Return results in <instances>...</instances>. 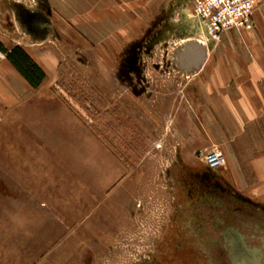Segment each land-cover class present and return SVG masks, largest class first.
<instances>
[{"label": "crops", "instance_id": "crops-1", "mask_svg": "<svg viewBox=\"0 0 264 264\" xmlns=\"http://www.w3.org/2000/svg\"><path fill=\"white\" fill-rule=\"evenodd\" d=\"M44 3L98 46L94 54L96 65H87L97 78L88 82L108 100L118 91L131 94L133 74L122 68V61L131 45L142 40L153 25H157V30H164L167 25L176 29L175 21H179L186 28L179 35L188 38L184 48L194 42L190 39L196 38L195 42L206 50L205 61L190 72L179 64L178 55L184 48L179 51L177 67L191 76L188 96L185 93L183 96L187 106L178 98L165 102L171 104V125L162 129L156 152H149L139 162L158 165L161 189L157 187L147 195L156 196L157 207L164 210L165 216L171 212L167 224L172 225V233L167 239L164 236L155 241L154 247L202 249L208 245L205 234L209 229L198 209L208 204L202 195V181L207 172L203 152L212 143L222 147L226 159V166L214 171L220 182L264 204V3L253 12L252 30H230L218 42L207 45L198 36L199 24L193 18L194 0H44ZM49 21L53 29V20ZM193 29L197 32H192ZM31 35L23 43L15 40L10 43L0 31V43L6 49L22 47L45 73L42 84L33 88L0 50V137L9 131L8 125L13 137L12 174L0 175V264H28L30 260L29 250L21 255V248L30 245L32 235L34 243L37 229L36 165L32 167L31 163H52L48 156L53 150L67 152L85 142L99 146L97 137L88 132L85 135L82 122L51 94L61 62L50 34ZM176 37L171 34L167 40ZM154 83L145 79V93L139 98L131 94L140 102L139 112L148 113V102L156 103L167 96L151 89L159 87V83L163 87V81ZM153 92L155 97L148 96ZM39 152L48 155L37 158ZM62 160L61 157L59 163ZM129 175L126 181L133 177ZM42 182H46L45 177ZM21 231L27 233L22 241ZM168 255V252L157 255L152 263L169 264ZM91 260L92 264L95 259Z\"/></svg>", "mask_w": 264, "mask_h": 264}, {"label": "rangeland", "instance_id": "rangeland-1", "mask_svg": "<svg viewBox=\"0 0 264 264\" xmlns=\"http://www.w3.org/2000/svg\"><path fill=\"white\" fill-rule=\"evenodd\" d=\"M42 1L0 0V31L10 43L12 40L23 43L32 35L20 19V11L47 13L54 24L49 34L61 62L51 94L82 122L85 135L97 137L99 146L85 142L67 152L53 150L48 156L52 163H31L32 167L36 165L37 229L34 243L32 235L30 245L21 248V255L29 250L28 264H91V259H95L92 264H153L157 255L168 252L166 260L174 264L177 252L181 254L185 247H154L155 241L164 236L167 239L172 233V225L167 224L171 212L165 216L164 210L157 207L156 196L147 195L157 187L161 189L159 167L139 162L149 152H156L162 129L171 125V104L165 102L178 98L187 106L183 96L184 93L188 96L191 76L178 69L176 58L188 38L177 35L152 46L149 56L143 50V61L138 56L144 63V78L155 83L163 81V87L160 83L155 87L154 83L152 91L167 95L156 103L148 102V113L139 112L140 102L131 94L118 91L113 99H99L88 82L96 79L97 74L93 76L87 67L96 65L94 54L98 46L82 37L73 24H66L58 11L49 9ZM175 24L178 26L179 21ZM148 96L155 97L154 92ZM8 129L0 137V175L5 177L12 174L13 162L11 125ZM213 149L223 152L219 144L212 143L203 152V158ZM36 154L37 158L48 155ZM61 157L63 163H59ZM127 175L133 177L126 181ZM4 187L7 191L8 185ZM26 234L20 232L21 241ZM197 255L194 264H210Z\"/></svg>", "mask_w": 264, "mask_h": 264}, {"label": "flooded vegetation", "instance_id": "flooded-vegetation-1", "mask_svg": "<svg viewBox=\"0 0 264 264\" xmlns=\"http://www.w3.org/2000/svg\"><path fill=\"white\" fill-rule=\"evenodd\" d=\"M20 19L36 36H43L52 29L46 12L22 9ZM156 28L157 25H153L142 40L132 44L127 58L122 62V68L133 74L134 83L130 82L129 91L136 98L146 91L143 85L144 63L138 56L143 61L145 55L149 56L150 48L165 41L168 33L177 36L186 29L182 23L176 29L171 25L164 30ZM192 32L197 30L193 29ZM143 50L148 53L144 55ZM98 97L102 98L100 95ZM206 167L202 195L208 204L198 212L209 229L205 234L209 242L202 249L183 248L178 256L179 263L174 264H194L197 253L210 264H264V204L222 184L214 172L216 169Z\"/></svg>", "mask_w": 264, "mask_h": 264}, {"label": "built area", "instance_id": "built-area-1", "mask_svg": "<svg viewBox=\"0 0 264 264\" xmlns=\"http://www.w3.org/2000/svg\"><path fill=\"white\" fill-rule=\"evenodd\" d=\"M263 3L264 0H194L193 18L199 24L202 44L216 43L230 30H252L253 12ZM203 159L212 169L226 165L225 155L219 149L208 152Z\"/></svg>", "mask_w": 264, "mask_h": 264}, {"label": "trees", "instance_id": "trees-1", "mask_svg": "<svg viewBox=\"0 0 264 264\" xmlns=\"http://www.w3.org/2000/svg\"><path fill=\"white\" fill-rule=\"evenodd\" d=\"M0 50L33 88L37 89L42 84L45 79L44 71L22 47L16 46L8 50L0 43Z\"/></svg>", "mask_w": 264, "mask_h": 264}, {"label": "water", "instance_id": "water-1", "mask_svg": "<svg viewBox=\"0 0 264 264\" xmlns=\"http://www.w3.org/2000/svg\"><path fill=\"white\" fill-rule=\"evenodd\" d=\"M171 34V32L168 33L164 39L167 40ZM205 58V48L197 42H190L185 46L184 51L178 55V62L186 71L190 72L192 68L198 69L205 61Z\"/></svg>", "mask_w": 264, "mask_h": 264}]
</instances>
